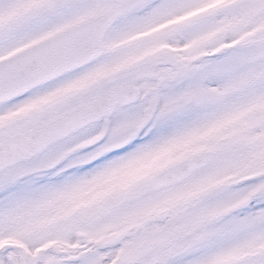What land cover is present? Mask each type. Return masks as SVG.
I'll return each instance as SVG.
<instances>
[{"label": "snow or ice", "instance_id": "snow-or-ice-1", "mask_svg": "<svg viewBox=\"0 0 264 264\" xmlns=\"http://www.w3.org/2000/svg\"><path fill=\"white\" fill-rule=\"evenodd\" d=\"M0 264H264V0H0Z\"/></svg>", "mask_w": 264, "mask_h": 264}]
</instances>
